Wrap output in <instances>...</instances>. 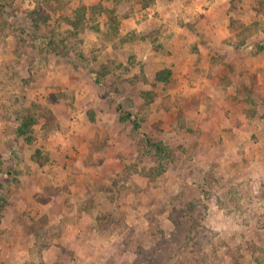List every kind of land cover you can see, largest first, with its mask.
Instances as JSON below:
<instances>
[{
    "label": "rangeland",
    "instance_id": "rangeland-1",
    "mask_svg": "<svg viewBox=\"0 0 264 264\" xmlns=\"http://www.w3.org/2000/svg\"><path fill=\"white\" fill-rule=\"evenodd\" d=\"M0 264H264V0H0Z\"/></svg>",
    "mask_w": 264,
    "mask_h": 264
},
{
    "label": "trees",
    "instance_id": "trees-1",
    "mask_svg": "<svg viewBox=\"0 0 264 264\" xmlns=\"http://www.w3.org/2000/svg\"><path fill=\"white\" fill-rule=\"evenodd\" d=\"M250 26H251V25H250ZM250 26H249V27H250ZM252 26H254V25H252ZM165 70H166L165 72H166L167 74H169V73H170V70H169L168 68H167V69H165ZM158 76H159V78H160V76H161L160 72L158 73ZM166 78H167V77L163 78V80H166ZM134 124L136 125V127H138V124H137L136 122H135ZM19 132L21 133V131H20V130H19ZM148 142H149V143L152 145V141H151L150 139H148ZM153 144H154V143H153ZM154 146H155V147L157 148V150H158V151H160V152L163 150V147H162V146H160V145H159V144H157V143H156V144H154Z\"/></svg>",
    "mask_w": 264,
    "mask_h": 264
},
{
    "label": "crops",
    "instance_id": "crops-1",
    "mask_svg": "<svg viewBox=\"0 0 264 264\" xmlns=\"http://www.w3.org/2000/svg\"><path fill=\"white\" fill-rule=\"evenodd\" d=\"M202 12H203V11H199V13H198V12H196V14H197V17H198V16H200V15L202 14ZM249 47H250V46H249V45H247L245 48H249ZM243 49H244V48H243Z\"/></svg>",
    "mask_w": 264,
    "mask_h": 264
}]
</instances>
